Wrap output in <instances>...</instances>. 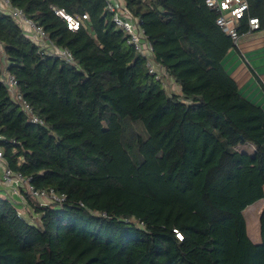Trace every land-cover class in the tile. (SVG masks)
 <instances>
[{
	"label": "trees",
	"instance_id": "16d2710c",
	"mask_svg": "<svg viewBox=\"0 0 264 264\" xmlns=\"http://www.w3.org/2000/svg\"><path fill=\"white\" fill-rule=\"evenodd\" d=\"M11 1L76 65L0 10V146L35 188L66 196L35 205L34 222L0 196V264H264V208L258 243L244 212L264 198V108L223 63L241 50L218 12L206 0H124L180 86L169 92L107 0ZM248 3L240 33L251 16L264 32V0ZM54 7L89 19L70 29ZM5 62L44 123L12 98Z\"/></svg>",
	"mask_w": 264,
	"mask_h": 264
},
{
	"label": "built area",
	"instance_id": "2783aa9c",
	"mask_svg": "<svg viewBox=\"0 0 264 264\" xmlns=\"http://www.w3.org/2000/svg\"><path fill=\"white\" fill-rule=\"evenodd\" d=\"M206 3L209 7L218 12L217 23L224 31L231 35L236 46L241 50V38L251 31L258 29L260 24L258 17L251 16L249 17V32L240 33V19H242L249 10L248 0H206ZM107 8L112 13L114 23L124 31L127 43L132 45L137 52L146 58L149 72L153 74L156 79L160 80L169 92L175 91L174 84L176 81L170 76L166 68L156 60L154 46L148 39L140 19L134 17L130 13L126 7L125 1L107 0ZM0 10L10 15L15 20L23 29L24 34L39 46L40 51L47 55L58 57L69 65H76L73 52L68 47L57 46L49 38L44 27L29 18L25 11L15 6L11 0H0ZM54 10L58 15L67 20L68 27L73 30L78 29L85 20L89 19V14L86 12L82 15L74 16L63 8L54 7ZM0 52L5 60L4 46L1 41ZM2 79L3 83L9 89L12 98L19 103L25 112L30 114L32 121L35 123H44L43 120L33 112L30 104L24 99L18 86V80L7 69L6 62L3 67ZM2 139L3 137L0 135V140ZM0 165L3 167L2 174H0V196L4 194L5 197L14 202L21 216L25 217L18 207L19 204L16 203L14 199L20 195L18 188L21 187L23 183L28 184L30 195L33 198L42 201L40 205L46 206L56 202L62 203V201L65 200L66 196L64 194L58 195L52 188H35L31 182L32 177H25L21 173L14 171L6 160L1 146ZM22 203L25 204L23 196ZM178 235L182 237L180 233H178Z\"/></svg>",
	"mask_w": 264,
	"mask_h": 264
},
{
	"label": "crops",
	"instance_id": "0c3cea01",
	"mask_svg": "<svg viewBox=\"0 0 264 264\" xmlns=\"http://www.w3.org/2000/svg\"><path fill=\"white\" fill-rule=\"evenodd\" d=\"M119 1L123 2L124 0ZM248 35H252V37ZM242 39L241 43L244 49L241 54L236 50H231L223 63L238 82L242 93L264 108V32H250ZM174 85L175 91H180L177 82ZM2 171L3 167L0 165V174Z\"/></svg>",
	"mask_w": 264,
	"mask_h": 264
},
{
	"label": "rangeland",
	"instance_id": "374dc122",
	"mask_svg": "<svg viewBox=\"0 0 264 264\" xmlns=\"http://www.w3.org/2000/svg\"><path fill=\"white\" fill-rule=\"evenodd\" d=\"M255 34V33H254ZM252 37V35H248ZM246 36V37H248ZM245 37V38H246ZM248 37V38H249ZM243 41V39L241 38ZM244 48L242 47L241 50ZM244 52V51H243ZM245 55V52H244ZM247 57V56H246ZM248 59V57H247ZM251 150H254L252 146ZM18 195L14 201L19 204V209L22 211V214L27 217L28 220L34 222L39 219L38 213L35 212V205L40 204L42 201L40 199H35L30 195L29 187L27 183H23L21 187L18 188ZM25 201V204L22 203V196ZM4 196V195H2ZM29 196V197H28ZM24 206V207H23ZM264 208V198L260 201L255 202L254 204L249 205L245 209V216L247 218L249 235L251 236L254 242H261V232H260V215L262 209Z\"/></svg>",
	"mask_w": 264,
	"mask_h": 264
}]
</instances>
